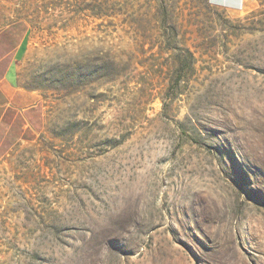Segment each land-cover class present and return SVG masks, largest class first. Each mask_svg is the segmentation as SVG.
Returning a JSON list of instances; mask_svg holds the SVG:
<instances>
[{
	"label": "rangeland",
	"instance_id": "rangeland-1",
	"mask_svg": "<svg viewBox=\"0 0 264 264\" xmlns=\"http://www.w3.org/2000/svg\"><path fill=\"white\" fill-rule=\"evenodd\" d=\"M33 4L0 264H264V0Z\"/></svg>",
	"mask_w": 264,
	"mask_h": 264
},
{
	"label": "crops",
	"instance_id": "crops-1",
	"mask_svg": "<svg viewBox=\"0 0 264 264\" xmlns=\"http://www.w3.org/2000/svg\"><path fill=\"white\" fill-rule=\"evenodd\" d=\"M246 2L208 0L211 6L231 12L244 9ZM33 16V0H0V156L18 144H32L44 124L35 91L25 87L20 77Z\"/></svg>",
	"mask_w": 264,
	"mask_h": 264
}]
</instances>
